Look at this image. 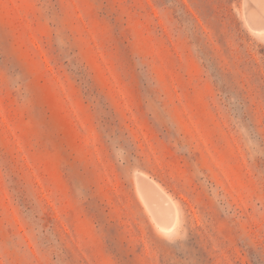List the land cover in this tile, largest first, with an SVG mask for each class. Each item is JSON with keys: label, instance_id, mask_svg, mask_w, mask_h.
I'll return each instance as SVG.
<instances>
[{"label": "rangeland", "instance_id": "1", "mask_svg": "<svg viewBox=\"0 0 264 264\" xmlns=\"http://www.w3.org/2000/svg\"><path fill=\"white\" fill-rule=\"evenodd\" d=\"M0 264H264V0H0Z\"/></svg>", "mask_w": 264, "mask_h": 264}]
</instances>
